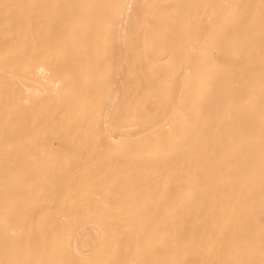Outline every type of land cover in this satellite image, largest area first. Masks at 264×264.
Returning a JSON list of instances; mask_svg holds the SVG:
<instances>
[{
	"label": "bare ground",
	"instance_id": "bare-ground-1",
	"mask_svg": "<svg viewBox=\"0 0 264 264\" xmlns=\"http://www.w3.org/2000/svg\"><path fill=\"white\" fill-rule=\"evenodd\" d=\"M0 264H264V0H0Z\"/></svg>",
	"mask_w": 264,
	"mask_h": 264
}]
</instances>
